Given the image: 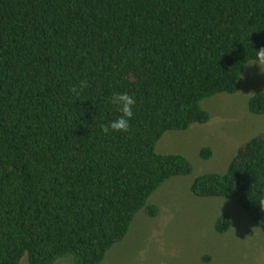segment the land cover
I'll return each instance as SVG.
<instances>
[{"label": "trees", "instance_id": "1", "mask_svg": "<svg viewBox=\"0 0 264 264\" xmlns=\"http://www.w3.org/2000/svg\"><path fill=\"white\" fill-rule=\"evenodd\" d=\"M261 47L264 0H0V264H101L193 170L158 141L209 122L201 102L236 92ZM117 92L136 100L130 129L105 133ZM248 107L264 113L263 90ZM191 191L235 200L264 232V133Z\"/></svg>", "mask_w": 264, "mask_h": 264}, {"label": "rangeland", "instance_id": "2", "mask_svg": "<svg viewBox=\"0 0 264 264\" xmlns=\"http://www.w3.org/2000/svg\"><path fill=\"white\" fill-rule=\"evenodd\" d=\"M264 91V71L248 64L240 88L222 92L201 102L211 118L184 130H169L157 143L159 153H181L192 163L188 175L165 181L149 198L159 208L156 216L139 212L127 236L108 252L101 264H264V232L235 201L221 196L193 194L195 178L210 172L223 173L240 146L264 133V113L249 110V98ZM209 146L213 156L203 158ZM231 219L220 233V217ZM19 264H29L24 256ZM55 264H73L70 258Z\"/></svg>", "mask_w": 264, "mask_h": 264}, {"label": "clouds", "instance_id": "3", "mask_svg": "<svg viewBox=\"0 0 264 264\" xmlns=\"http://www.w3.org/2000/svg\"><path fill=\"white\" fill-rule=\"evenodd\" d=\"M248 64H258L261 70L264 71V47L255 48L254 59L249 61ZM86 84L87 81H82V85L86 86ZM110 103L116 107L119 115L104 125L103 131L105 133L109 131L127 132L130 129V119L134 115L133 109L136 104L134 96L129 95L127 92H117L110 97Z\"/></svg>", "mask_w": 264, "mask_h": 264}]
</instances>
